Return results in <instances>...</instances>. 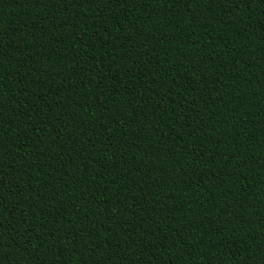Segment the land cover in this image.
Masks as SVG:
<instances>
[{"label": "trees", "instance_id": "1", "mask_svg": "<svg viewBox=\"0 0 264 264\" xmlns=\"http://www.w3.org/2000/svg\"><path fill=\"white\" fill-rule=\"evenodd\" d=\"M0 264H264V0H0Z\"/></svg>", "mask_w": 264, "mask_h": 264}]
</instances>
